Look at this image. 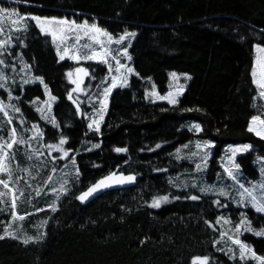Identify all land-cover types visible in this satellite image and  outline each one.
<instances>
[{"label":"trees","instance_id":"trees-1","mask_svg":"<svg viewBox=\"0 0 264 264\" xmlns=\"http://www.w3.org/2000/svg\"><path fill=\"white\" fill-rule=\"evenodd\" d=\"M0 7L17 9L20 14L88 18L114 34L134 31L137 35L131 54L139 73L128 87L111 93L98 135L89 130L86 116L77 115L76 105L68 99L72 86L66 73L78 64L60 62L51 38L41 34L34 22L18 35L24 43L17 41V48L33 74L42 77L57 98L53 117L59 127L42 120L36 111L45 98L41 83L26 86L23 95L19 90V100L9 101L7 92L0 90L4 102H15L21 109L22 116L9 109L12 126L27 139L33 133L26 129L37 124L44 133L43 144L58 143L61 135L66 137L64 147L72 149L69 158L75 157L79 178H75L76 170L68 173L69 191L61 195L57 210L52 211L48 205L55 200L54 194L48 191L35 197L34 189H47L43 182L49 174L53 177L49 184L59 188L69 158L54 160L61 154L53 151L49 155L35 141L30 147L14 145L11 151L15 159L10 163L25 189L18 212L32 215L14 222L13 228L22 238L38 232L47 235L40 243L28 245L22 239L0 240V264H193L195 257L204 256L209 257L208 264H253L231 259L213 243L219 237L215 223L220 213L213 196L191 186L176 189L169 178L181 179L193 168L187 160H176L174 152L194 138L213 141L217 152L228 144L250 143L252 150L238 161L248 176L257 177L255 158L264 154V140L247 128L252 115L264 119V104L251 77L254 46H264V0H0ZM84 64L91 73L107 72L105 65ZM170 71L191 75L178 103L148 100L146 80L153 79L164 91ZM34 100L35 105L31 103ZM191 121L200 122L203 131H189ZM12 126L0 129V136L6 139ZM92 141L101 144L89 150ZM117 148L127 151L116 152ZM35 149L42 154L34 155ZM26 153L33 158L29 160ZM210 165L214 170L221 168L214 157ZM53 167L56 172H51ZM25 168L30 172H24ZM114 171L135 174V184L106 192L87 205L76 199L100 177ZM0 177L7 179L4 174ZM29 195L33 197L31 203ZM163 195L180 199L160 208L149 207L153 196ZM190 195L201 199L185 198ZM36 208L44 211L37 212ZM10 219V213H0L4 222L0 223V235ZM45 220L47 224L41 226ZM247 239L257 254L264 255L263 238Z\"/></svg>","mask_w":264,"mask_h":264},{"label":"snow or ice","instance_id":"snow-or-ice-1","mask_svg":"<svg viewBox=\"0 0 264 264\" xmlns=\"http://www.w3.org/2000/svg\"><path fill=\"white\" fill-rule=\"evenodd\" d=\"M15 17V18H14ZM7 19L11 25L17 26L14 29H9L11 34L7 35L6 38L0 39V55L3 54L4 51H7L8 47L13 43L12 35H15L18 31L27 32L29 29V22H34L36 28L39 29V32L45 36L51 37V42L56 47L57 55L60 60H64L65 57L71 59L75 62L80 61H92L98 64L107 66V75L103 78L104 80H108L110 78V83L103 87L101 93L98 96L99 109L93 105V111L91 114L82 113L80 103L78 99H73V92L80 93L85 91L81 87L84 83V78L90 75L89 70L85 67H77L75 68L76 78L73 79V73L69 71L66 73L69 80L76 87L73 89V92L68 93V99L72 101L73 104L76 105V114L89 118L88 128L89 130H94L95 132L100 131V125L103 122L104 114L107 110L108 106V97L112 93L113 89L117 87H126L128 86V76L125 73H133L134 69L131 67H127L125 64L121 63V60L118 58L119 56L126 57L128 60L131 59V56L128 55V48L123 47V42L130 40V38L135 37L136 32H129L125 30L122 34H119L118 37L114 38L113 35L98 26L97 23L89 24L88 20L85 19L81 23H77L75 19L69 20L67 17L57 18V17H41L37 15L31 14H20L17 9H9L7 7H0V35L5 33L4 22ZM264 31V30H262ZM87 39L88 43H82L84 39ZM17 41L20 45H23L24 41L16 37ZM74 40V43H71L69 46V41ZM117 45L120 47L112 48L111 45ZM63 47V52H61V46ZM96 46H99V50H97ZM257 57L254 62V65L251 70L252 84L256 86L258 90V95L261 98H264V46L260 44H256L255 46ZM115 53V54H113ZM115 62V67L113 69L112 62ZM22 67L20 71L23 72L25 69H30V65L21 60ZM0 65H4L7 67L5 60L0 59ZM13 69H15L16 65H11ZM259 68V75L257 74V69ZM113 71L115 74H113ZM138 75V74H137ZM170 76L173 79H178L176 73H170ZM95 79V77H92ZM150 79V78H149ZM190 79V77H187ZM9 77L5 74L2 68H0V89H4L7 92L8 100L12 99L19 100V97H13L12 90L7 86ZM35 81H39L41 84H44L42 77H33L29 76L28 78H22L20 87L23 88L24 85L33 83ZM13 83L15 80L13 79ZM103 83V80H102ZM99 88L100 85H97ZM45 93L48 95V100L45 102V106L36 108V111L41 113V119L46 120L53 125V127H59L58 122L55 117H49L45 114V112H51L52 102H54L57 98L55 96H51L50 92L47 90V85L44 84ZM184 89L182 87H178L175 92L169 91L164 96H159L158 93L153 91L152 95L157 96L161 100H167L169 104L176 105L178 103V97L183 93ZM147 95V93H146ZM39 98H37L38 100ZM37 100L31 101L33 105L36 104ZM92 100V97H89V101ZM9 109H11L12 113H21V109L14 104L5 103L3 100H0V113L3 114V120L0 121V129L5 128V126L13 125V117L9 113ZM193 109H187V111H192ZM198 111V109H197ZM21 124L24 123V120L21 119ZM26 131H31L33 135L27 137L25 139L21 134L18 133L17 128L15 126L9 127L7 129V138L5 139L3 136H0V174H4L7 176V179L0 177V213L8 212L10 213L11 219L4 225L3 234L0 235V240L5 238L11 239H22V243L24 245H28L30 243H40L45 236L47 235L45 232H38L35 236H26L21 237L17 235V229L13 228V223L16 221H24L26 217L31 216V213L25 212L24 214H19L18 205L22 202V198L25 196V189L20 187L21 177L14 176L13 168L10 161L15 159L14 154L12 153V149L14 145L25 144L29 147L31 146V142L35 141L40 144L41 148H45L48 150L49 155L53 151L59 152L61 155L57 157H53V159H64L69 158V152L72 149H65L64 145L67 143V138L61 135L58 143L54 144H43V131L39 128L37 124H33L31 129H26ZM189 131H194L196 133H200L203 131L200 124H193ZM247 131L250 133H254L257 137H260L264 140V119L261 118L260 115H252L249 123ZM191 142L189 144L182 145L181 148H177L175 151V159L182 160L187 159L191 160L195 164L194 172L196 174H202L207 168V162L209 159V150L213 147V142L209 140H205L203 142L197 140L195 142L196 151H191L186 155H181L182 149H188L190 147ZM99 144H94L93 148H98ZM157 148L160 147L159 144L156 145ZM252 146L250 144L239 145L230 148L231 155L227 157L226 161H222L223 174L217 173V179L220 186H217V183L208 184L201 178L200 182H196V178L193 177L191 187L198 189L199 193L204 195H215L218 197H225L231 199L232 202L236 203L240 207H250L256 213L264 214V157H257L256 162L261 164L259 169L260 178L256 181H244V177L241 175V166L235 162V158L237 154L247 153L251 150ZM116 152H126L125 148H117ZM33 154L37 157L42 153L39 149L33 150ZM33 154H27V158L31 160L33 158ZM70 163L73 167L76 166L75 157H71ZM67 167V165H65ZM24 172L29 173L30 170L25 168ZM57 169L53 167L51 172H56ZM68 173H64V178L59 184V188L51 186L49 184L50 181L53 180L51 174L47 176V179L44 180V185H48V188L45 189L43 186H38L34 189L35 197H41L42 194L47 195V192L50 191L54 194L55 200L48 207L52 211L57 210V201L60 199L61 195L67 194L69 191L67 185L69 184ZM223 178L230 180L232 183L230 185H224ZM33 180L36 179L35 176L31 177ZM75 178H79V169L76 168ZM136 177L134 175H124L123 173L117 174L116 172H110L108 175L98 179L94 184L89 186L86 191L80 193L79 196L76 197L77 200L84 202L94 196L97 192H100L106 188L112 187L114 185H123L130 184L135 181ZM26 183V182H25ZM169 183L176 187H185L187 188L189 185L186 182H181L177 184L174 178H169ZM247 184V186H246ZM27 187H31V185L26 183ZM233 190L235 191V195H233ZM186 199H190L193 201H197L201 199L199 195H190L185 197ZM33 197L28 196V203L32 202ZM172 199H180V197H172ZM169 202V196H153L152 201L149 205L151 208H160L162 204ZM214 204L220 207H227V205L222 204L219 199L213 201ZM37 212H42L44 209L36 208ZM223 220L224 224L230 223L227 218L217 217L216 223H220ZM47 220L42 221L41 226L47 224ZM0 223H4L0 221ZM206 224L209 227H212L211 222L206 221ZM235 232L236 236H228V239L231 242L239 247V256L243 261L247 258H251L259 262V264H264V256H258L256 252L244 244L238 237L241 234V230L244 232H254L256 236H264V229L259 231L254 230L251 227V221H249L244 213H241V218L239 223L235 224ZM227 235L225 231L220 232V237L223 238ZM214 244L219 243V241H214ZM223 251V249H220ZM229 253H233V249L228 248ZM231 259H235V255L230 256ZM209 257H195L193 264H208Z\"/></svg>","mask_w":264,"mask_h":264},{"label":"rangeland","instance_id":"rangeland-1","mask_svg":"<svg viewBox=\"0 0 264 264\" xmlns=\"http://www.w3.org/2000/svg\"><path fill=\"white\" fill-rule=\"evenodd\" d=\"M41 17H57V18L67 17L69 20L75 19L77 21V23H81L82 21H84L85 19H87L88 22H89V24H91V23H97L96 21H92V20H90L88 18L76 19L74 17L58 16V15H46V16H41ZM98 26L101 27L99 24H98ZM16 27L17 26L11 25L10 22H8L7 19H6L5 22H4L5 33L2 34V35H0V39L6 38L7 35L11 34L9 32V29H14ZM101 28L106 29L104 27H101ZM106 30L109 31L108 29H106ZM21 32L22 31H18V32L15 33V35H12V41H13V43L8 47L7 51H4L3 54L0 55V59H4L6 65H8L7 67H5L4 65H0V68H2L3 71L5 72V74L9 77L7 86L9 88H11L13 97H17V96L20 97L21 96L18 93L19 90H21L22 95H23V93L25 92V87L31 84V83L26 84L21 89L20 84H21L22 78L26 79L29 76L38 77V76H35L33 74L32 70H31V67H30V69H25V71H23V72L20 71V68L22 67L21 60H23L25 63H27L29 65V63L24 59L21 50L19 48H17L18 42L16 40V37ZM129 32H134V31H129ZM110 33L113 35L114 38H116V37H118L119 34H122L123 32L122 33H119V34H114L112 32H110ZM135 37H132V38H130V40H127V41L123 42V47H127L128 48V55L131 56V59L128 60L126 57H123L122 55L118 57L121 60V63L125 64L127 67H131L132 69H134V72L133 73H125L128 76V86H129V84L131 82V79L133 77L139 76V73L137 72V70L134 67L133 60H132V54H131V47L133 46V43L135 41ZM68 43H69V46H70L71 43H74V40H70ZM82 43H88L87 39L85 38L82 41ZM54 47H55V45H54ZM63 47H64V45L61 46V52H63ZM110 47L117 48V47H120V46H117V45L113 44ZM96 48H97V50H99V46H96ZM55 50H56V47H55ZM254 50H255V53H256V57H257L258 54L256 52L255 47H254ZM113 54H115V53H113ZM256 57H255V60H256ZM58 60L60 62L65 61V60H69V61H71L73 63L78 64L75 68H77V67H85V68H87L84 63L92 62V61L75 62V61H73L71 59H68V57H65L64 60H60L59 59V56H58ZM255 60H254V62H255ZM93 63H96V62H93ZM13 64L16 65L15 69H13L11 67V65H13ZM112 64H113V69H114L115 62L113 61ZM105 67L107 68L106 65H105ZM71 72L73 73V79H75L76 78L75 69L72 70ZM173 72L177 74L178 79H173L170 76V73H173ZM89 73H90V75L88 77H85L84 78V83L81 85V87L83 89H85V91H82L80 93L73 92V95H74V99H78V102L80 103V107H81L82 113L91 114L92 111H93V105H95V107L97 109H99V107H100L99 102H98L99 93H101L102 90H103V87H106L111 81H110V78L108 80H104L103 79L107 75V72L104 75L99 74V73H96V72L95 73H91L90 71H89ZM113 74H115L114 71H113ZM257 74L259 75V68L257 69ZM92 77H95V79H93ZM187 77H190V79H191V75L189 73L178 72V71H170L169 72V82H168V85H167V89L164 90V91L160 89V87L153 81V79H151V78L149 79L148 78L146 80L145 95L147 93V95H146L147 99L148 100H151L153 102L168 103L167 100H161L157 96L152 95L153 91H155L156 93H158L159 96H164L169 91L175 92L178 87H182L184 89V91L178 97V101H179V99L185 93V91L187 89V86L189 84L190 79H187ZM13 79L15 80V83H13ZM68 80H69V78H68ZM102 80H103V83H102ZM43 81H44V79H43ZM69 82H70V84L72 86L71 89H70V91L71 90L73 91V89L76 86L74 84H72L70 80H69ZM33 83H40V82L39 81H35ZM44 84H45V82H44ZM44 84H42V86H43L44 93H45ZM97 85H100V87L98 88ZM128 86H126V87H128ZM126 87H117V88L113 89V91L116 90V89H118V88H126ZM0 90H4V89H0ZM47 90H48V92H50L51 96H54L48 86H47ZM110 96H111V94L108 97V106H107V110H106V112L104 114V117H103V122H104V120H105V118L107 116L108 110H109V100H110ZM89 97H92V100L91 101H89ZM258 98L264 104V98H261L259 95H258ZM0 100H3L1 94H0ZM47 100H48V95H46V93H45V98L42 99L41 106L40 107L45 106V102ZM56 102H57V99L54 102H52L51 112H45L46 115H48L50 117H53V109H54V106H55ZM5 103H9V101H5ZM11 104H14L15 105V102H13ZM83 106H85V108ZM86 118H87L88 123H89V118L88 117H86ZM103 122L100 125V131L98 133L95 132L94 130H90V131L95 132L98 135H100L101 134V131H102ZM193 124H200L201 125L200 122L191 121V122H189V126L188 127L190 128ZM197 134H199V133H197ZM197 140H199V139L198 138H194V139L190 140L189 141V142H191L190 147L188 149H182L181 155L183 156V155L188 154L191 151H196L195 142ZM199 141L203 142L205 140H199ZM209 141H211V140H209ZM189 142H187L185 144H189ZM94 144H99V146H100L101 142L92 141L89 144L88 149L89 150L96 149V148H93V145ZM185 144H182V145H185ZM244 144H250V143L228 144V145H226L221 150V152H217V150L215 148V143L213 142V147L209 150V159H208V162H207V168L205 169V171L202 174H196L194 172L195 164L191 160L182 159V160H179V161L187 160V161H189L192 164L193 168L188 169L186 171L188 175L187 176L186 175L185 176L182 175L181 176V179L178 178L180 176H176L177 178H175V177H172V178L175 179V182L177 184H179L181 182H186L189 186H191L193 177H195L197 183H199L200 180H201V178H202L203 181H205L208 184L217 183V186H220L219 183H218V179H217V173L223 174V168L221 166L222 165V161H226L227 160V157L229 155H231L230 148L235 147V146H239V145H244ZM182 145H180L178 148H181ZM252 148H251V150H252ZM243 154H245V153L237 154V156L235 158V162L238 163L241 166V175L244 177V181H242V182L256 181V180H258L260 178L259 169L261 167V164L258 163V162H256V158L257 157H264V154H258V155H256V158H255V166H256V169L258 171V175H257L256 178H252V177L248 176L245 173V171L243 169V166L239 163L238 157L241 156V155H243ZM174 157H175V152H174ZM213 157L216 158L219 161L220 166H221L220 169L214 170L211 167L210 163H211V160L213 159ZM64 159H67V158H64ZM66 165H67V167H66L65 171L67 173L70 174L72 172H75L76 166L73 167L71 165L70 159H68V162L66 163ZM222 179H223L224 185H230L232 183L230 180H227L226 178H223V176H222ZM246 186H247V184H246ZM174 187L176 189L185 188V187H176V186H174ZM209 195H212V194H209ZM233 195H235V191L234 190H233ZM212 196H213L214 200L219 199L222 204L227 205V207H220V206H217L215 204L217 206V208L220 210V213H219L218 217H224V218H227L230 221V223H228V224H224L223 220L220 223H215L216 226L218 227V230H219V237L217 239V241H219V243H217L216 245H217V247L219 249H223V252L226 253V254H228L229 256H232L234 254L235 255V258L240 259V256H239V247L237 245L233 244L231 242V240L228 239V236H233V237L236 236V232H235V227L234 226H235V224L239 223L240 218H241V213H244L246 215L247 219L249 221H251V227L254 230H256V231H259L261 229H264V214L256 213L250 207H247V208L240 207L236 203L232 202L231 199H228V198H225V197H218V196H215V195H212ZM171 200H173L172 197L169 198V201H171ZM216 220H217V218H216ZM221 231H225L227 233V235L225 237H223V238L220 237V232ZM248 236H253V237L263 238V239H264V236H256L254 234V232H244L243 230H241V234L239 235L238 238L244 244L248 245L249 247H251L256 252V249L254 247V244L247 239ZM230 247L233 249V253H229L228 252V248H230ZM256 254H257V252H256ZM257 255L258 256H264V255H260V254H257ZM243 261H245V262H252L253 264H259L258 261L253 260L251 258H247V259H245Z\"/></svg>","mask_w":264,"mask_h":264},{"label":"water","instance_id":"water-1","mask_svg":"<svg viewBox=\"0 0 264 264\" xmlns=\"http://www.w3.org/2000/svg\"><path fill=\"white\" fill-rule=\"evenodd\" d=\"M70 92H73L72 90L70 91ZM114 172H116L117 174H119V173H123L124 175H129V174H131V175H134L135 176V174H133V173H129V174H126V173H124V172H121V171H114ZM108 175V174H107ZM104 176H106V175H104ZM104 176H102V177H104ZM102 177H100V178H102ZM136 177V176H135ZM99 178V179H100ZM97 181V180H96ZM95 181V182H96ZM94 182V183H95ZM135 182H136V179H135V181L133 182V183H130V184H123V185H114V186H112V187H109V188H106V189H104V190H102V191H100V192H97L94 196H92L91 198H89L88 200H86V201H84V202H81L80 201V203L81 204H83V205H87V204H89L90 202H92L93 200H95L96 198H98L99 196H101L102 194H104V193H106V192H109V191H113V190H118V189H120V188H129V187H131V186H133L134 184H135ZM93 183V184H94ZM92 185V184H91ZM90 185V186H91ZM87 190V188L84 190V191H86ZM84 191H82V192H84ZM81 192V193H82ZM80 195V194H79Z\"/></svg>","mask_w":264,"mask_h":264}]
</instances>
